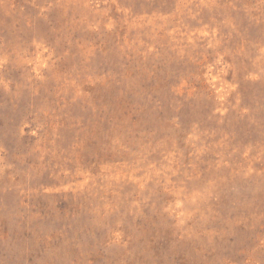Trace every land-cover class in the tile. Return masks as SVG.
Listing matches in <instances>:
<instances>
[{
	"label": "rangeland",
	"instance_id": "obj_1",
	"mask_svg": "<svg viewBox=\"0 0 264 264\" xmlns=\"http://www.w3.org/2000/svg\"><path fill=\"white\" fill-rule=\"evenodd\" d=\"M0 264H264V0H0Z\"/></svg>",
	"mask_w": 264,
	"mask_h": 264
}]
</instances>
